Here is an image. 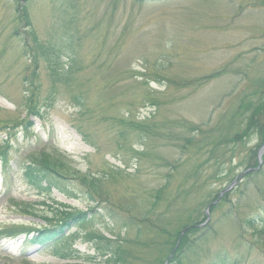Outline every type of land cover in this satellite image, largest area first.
<instances>
[{"label":"rangeland","instance_id":"374dc122","mask_svg":"<svg viewBox=\"0 0 264 264\" xmlns=\"http://www.w3.org/2000/svg\"><path fill=\"white\" fill-rule=\"evenodd\" d=\"M263 81L264 8L250 0H0V147L9 143L6 173L0 161V264H108L118 246L129 253L123 264L162 261L168 237L146 220L169 233L190 216L201 221L259 143L253 136L214 153L193 129L213 130ZM193 136L201 144L187 148ZM43 153L71 170L61 180L76 200L25 181V165ZM245 182L211 214L212 234L187 264L219 253L264 264L256 232L264 182ZM66 211L89 213L88 222L50 244L1 234L58 224Z\"/></svg>","mask_w":264,"mask_h":264},{"label":"trees","instance_id":"16d2710c","mask_svg":"<svg viewBox=\"0 0 264 264\" xmlns=\"http://www.w3.org/2000/svg\"><path fill=\"white\" fill-rule=\"evenodd\" d=\"M140 3L144 2H156V1H164V0H137ZM252 1V5L255 7H263L264 8V0H250ZM26 19H29L26 17ZM238 106L236 113L232 116L228 117L227 115L222 116L216 127L211 131L203 130L200 127L194 128V132L199 133L202 139H205L209 144V147L212 146V149L215 151H219L222 148L230 146L232 150H234L240 143H244L245 139L256 136L258 138L259 143L251 151V161L247 165V170L252 168H257L258 163V150L264 145V81L259 83L254 90H249V93H243L242 97L237 99ZM137 129H149V127L138 126ZM207 133V136L205 135ZM216 135L217 142L212 144L210 141L211 138ZM188 147L193 145H200V139L197 141V137L193 136L188 140ZM7 149L8 146L5 147L1 153L0 158L4 161V169L8 166L7 160ZM220 150V151H221ZM199 151V149H198ZM218 156L217 161L224 162L223 154ZM264 162V157H263ZM219 165V163H217ZM69 168H67L66 164L61 159H56L51 157L49 154L43 153L40 158L32 159L27 165L24 167V176L26 181L33 185L36 189L41 192L50 193L53 188L58 189L62 194H65L69 198L76 199L73 196L72 192L63 186L62 180H67V175L70 174ZM71 171V170H70ZM106 177H109V171L105 174ZM263 176V170L261 169L259 172H254L246 176L245 185H249L251 183L258 184L259 181L264 182V179L261 180ZM81 180L84 181L86 185H88L92 189H98V185L96 184V180L94 178H89L87 176L80 177ZM47 185V186H44ZM67 193V194H66ZM94 193H89L90 199L94 201ZM163 193L158 192L156 194V198L158 201L162 198ZM220 196V192H218L211 201L206 202V206H211L218 200ZM230 193H227L222 198L220 204L212 205L211 214H214L215 211L222 206V204L228 201ZM157 204L154 205V208ZM89 213H80V212H63L62 218L57 222L58 224H53L51 220H48L50 225L43 227L41 229H29L23 230L27 231L30 234H34V237L30 238L35 245H46L58 240L59 237L63 236L66 228L71 226L72 224L79 223V225L86 224L88 222L87 216ZM202 220H193L192 216L189 217V221L186 222L181 228H178L171 233L168 232L167 226H156L152 223V220H146L152 230H156L159 234L167 235L168 240L164 241V246L169 248L167 253L168 255L163 257L162 261L156 262L154 264H164L166 260L169 259V256L174 253L172 259H170L169 264H187L188 254L195 251L197 248L198 240H204L207 237L211 236L212 225L207 226L206 228H199L200 225L204 224L207 220L205 213L202 215ZM264 220V218H263ZM250 225H255V221H249ZM263 228H257L259 231H256L260 236L264 235V221H262ZM153 227V228H152ZM255 229V228H253ZM187 230L185 235L181 238L180 244L177 247V244L180 240L182 232ZM261 230V231H260ZM20 232L12 231L10 234H17ZM24 233V232H23ZM198 235V236H197ZM193 236H197L193 238ZM111 243V241H108ZM108 243V246L110 245ZM107 246V247H108ZM164 247V249H165ZM177 247V249H176ZM129 256L127 250L121 249V246L117 247L115 251V259L113 261L109 260L108 264H123V257ZM123 261V262H122ZM209 264H240V260L235 259L230 261L225 253H219L215 256V258Z\"/></svg>","mask_w":264,"mask_h":264},{"label":"water","instance_id":"95a60500","mask_svg":"<svg viewBox=\"0 0 264 264\" xmlns=\"http://www.w3.org/2000/svg\"><path fill=\"white\" fill-rule=\"evenodd\" d=\"M264 154V147H263V149L261 150V152H260V155H259V158H261L262 157V155ZM260 168H258L257 170H259ZM232 187V186H231ZM229 189H231V188H229ZM229 189L227 190V191H229ZM223 195V194H222ZM209 209L210 208H208V210L207 211H209ZM209 213V212H208ZM207 213V214H208Z\"/></svg>","mask_w":264,"mask_h":264}]
</instances>
